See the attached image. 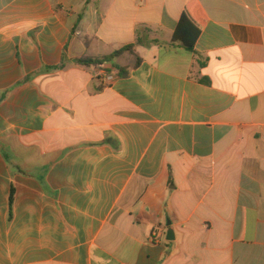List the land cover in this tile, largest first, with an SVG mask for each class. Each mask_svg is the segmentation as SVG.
<instances>
[{"label": "crops", "instance_id": "crops-1", "mask_svg": "<svg viewBox=\"0 0 264 264\" xmlns=\"http://www.w3.org/2000/svg\"><path fill=\"white\" fill-rule=\"evenodd\" d=\"M0 264H264V0H0Z\"/></svg>", "mask_w": 264, "mask_h": 264}, {"label": "trees", "instance_id": "trees-1", "mask_svg": "<svg viewBox=\"0 0 264 264\" xmlns=\"http://www.w3.org/2000/svg\"><path fill=\"white\" fill-rule=\"evenodd\" d=\"M189 12H185L180 24L178 25L177 30L173 35V41L181 42L189 51H194L195 43L198 35L200 34V30H195V26L191 24L189 21ZM125 54H129L133 57V63L127 67L119 68V75L126 76L130 72L131 69H136L142 64V58L137 54L135 46L130 45L124 47L123 49L114 52L113 54L106 56L102 59H92L89 57L76 59V63L82 66L91 67V66H104L106 63L112 62L114 59L119 58ZM64 67V63L58 67V69H62ZM31 77H26L24 80L20 82V84L27 83ZM11 204L13 202V193L11 195Z\"/></svg>", "mask_w": 264, "mask_h": 264}, {"label": "built area", "instance_id": "built-area-1", "mask_svg": "<svg viewBox=\"0 0 264 264\" xmlns=\"http://www.w3.org/2000/svg\"><path fill=\"white\" fill-rule=\"evenodd\" d=\"M101 75L103 77L102 79H104L105 82H111L114 79V74L108 73L107 70H103ZM153 236H155L157 241H159L158 237L160 236V230L155 231L153 233Z\"/></svg>", "mask_w": 264, "mask_h": 264}, {"label": "water", "instance_id": "water-1", "mask_svg": "<svg viewBox=\"0 0 264 264\" xmlns=\"http://www.w3.org/2000/svg\"><path fill=\"white\" fill-rule=\"evenodd\" d=\"M166 239L167 241H173L175 239L174 231L172 230V228L168 229Z\"/></svg>", "mask_w": 264, "mask_h": 264}]
</instances>
